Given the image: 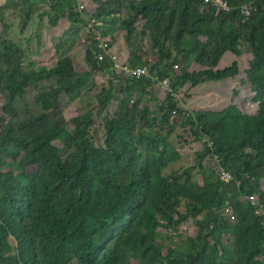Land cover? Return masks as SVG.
<instances>
[{
	"label": "trees",
	"instance_id": "obj_1",
	"mask_svg": "<svg viewBox=\"0 0 264 264\" xmlns=\"http://www.w3.org/2000/svg\"><path fill=\"white\" fill-rule=\"evenodd\" d=\"M41 1L52 27L68 18V35L74 41L82 36L86 72L74 71L75 57L67 42L56 44L57 63L26 70L20 43L5 36L0 41V95L5 98L0 106V264H28L20 254L30 256L29 264H69L74 259L79 264L100 260L135 264L132 253L141 254L143 264H264V0H225L230 10L204 0H93L95 11H81L76 0ZM245 6L258 10L243 15ZM123 8L129 14L120 19ZM26 13L31 15L29 9ZM92 18L102 22L110 38L116 30L122 32L129 56L120 58L132 67H147L136 55L141 46L138 38L149 36L152 53L159 59L150 65L148 77H118L122 85L115 88L110 64L95 58L97 47L87 30ZM141 21L146 22L145 30L139 34L136 24ZM202 37L216 38L217 46L195 41ZM244 44L254 57L252 78L259 112L249 114L231 105L221 112L190 115L198 139L209 141L207 154L219 157L236 180H222L217 191L210 183L185 190L187 183L181 182L187 173L164 174L182 154L161 132L170 127L175 134L185 116L171 95L165 106L153 112V101H159L153 78H170L173 87L180 89L236 77L238 63L220 72L215 69L226 52L240 56ZM169 48H174L178 62H197L204 70L186 72L173 83L174 52ZM156 57L151 60L157 61ZM99 73L110 78L107 85L96 82ZM54 80L57 86L40 88V83ZM97 85H103L93 104L104 116L100 145L91 139L92 120H85L89 117L73 119L76 129L71 131L60 110L62 97L74 102L96 92ZM30 87L36 89L39 110L23 115L18 104L25 101ZM114 91L119 96L111 108ZM161 113L164 121L159 123ZM140 121L154 128L160 125L162 130L147 132ZM238 179L241 184L234 187ZM251 196L259 197L255 206ZM228 203L238 220L234 257H223L222 248V254H217L216 233L205 228L192 253H164L157 240L160 230L178 231L185 220L207 210L219 229L232 228L224 214Z\"/></svg>",
	"mask_w": 264,
	"mask_h": 264
},
{
	"label": "rangeland",
	"instance_id": "obj_2",
	"mask_svg": "<svg viewBox=\"0 0 264 264\" xmlns=\"http://www.w3.org/2000/svg\"><path fill=\"white\" fill-rule=\"evenodd\" d=\"M82 1L85 5H88L90 1L93 0H76ZM14 2V0H13ZM127 2V1H126ZM129 4V3H127ZM24 3V0H15L14 9H12V12L8 14L6 17H10L13 21L18 23V26L15 31V41L19 42L22 45L21 40H23L24 43H28L30 41V29L24 31V29L27 26L28 20L30 19L29 13H26L27 9H29L30 6H28V3ZM5 7L4 9H6ZM3 8H0V41L8 34L4 30L7 26L5 24V14L6 10ZM85 10V9H84ZM81 10V11H84ZM47 12V6L44 9L43 16ZM129 12L126 8H123V10L120 12V19L125 18L128 16ZM47 19V18H45ZM48 20V19H47ZM145 21H141L136 24V28L140 31L139 34H141L142 31L145 30ZM119 25H116V29H118ZM54 27L50 26L48 27V31H51ZM19 31L21 34H19ZM38 31V29H36ZM215 30H210V32H213ZM56 35L60 34V31L56 30ZM117 38V43L119 44L124 40L122 32L119 30H116L114 35L112 36L115 41ZM5 39V38H4ZM216 38L211 37H202L198 38L195 41H197L200 45L210 44L211 47H215L218 44V41L215 40ZM139 41H141L140 51L137 52V57L141 58V61L146 64L148 70H150V65H154L158 62V57L155 56V53H152V47H151V40L148 35H145L141 37V40L138 38ZM60 41V40H59ZM79 43L81 44V36L79 37ZM60 43V42H59ZM50 46V45H49ZM29 46H26V49ZM82 48H80L78 51H75L74 53L70 54L73 57L74 63L72 64L73 69L75 72L78 73H85L86 67L84 63L82 62ZM120 52H117L119 56L124 59L129 56L127 52H122L120 49L118 50ZM169 52L173 53L174 56L171 58L170 63H174V66L171 69V74L173 77V83L175 82V78L182 76L186 72H194L198 70H204L205 67L195 63H188L187 61H177L175 57V50L174 48H169ZM128 54V55H127ZM60 57L64 55V53L59 54ZM69 55V54H66ZM38 52H34L32 50H27L24 52V54H21V59L23 66L26 70H32L36 69L37 66L48 63L49 65H53L54 62H58V54L55 53L52 49L49 52L48 50H45L43 57H41ZM135 56V57H136ZM138 57V58H139ZM157 61L151 60V58H154ZM169 60V59H168ZM254 60L252 49L247 45L244 44V48L242 50V54L240 56H237L231 52H226L224 56L221 59V62L219 66L215 69L216 71L220 72L223 71L229 67H232L235 63L239 64V74L236 77L229 78L227 80L223 81H213L209 82L203 85H199L198 87H193L192 84H189L187 86H184L180 89H175L176 93H178V97H176V100L179 102L180 109L183 110L182 116H185L181 119L182 126H177L175 129L177 132L175 134L173 133L172 129L169 127L166 128V131H161L165 135H169L170 139L174 141V144L179 148L182 158L178 160L177 162L173 163L170 167L165 169V176L171 177L175 174L177 175H184L187 173L188 175L185 176V180L181 182V185L184 183H187L185 190L193 189V188H199L201 186H204L205 183H210L214 190L217 191L219 188L222 187V176L219 172V166L218 161L213 155L207 154V148L209 143L207 138H199L196 135L195 131L198 130L197 128H193L190 124L191 117L190 115H194L197 112L200 111H214V112H221L225 110L227 107L231 105H236L240 108H242L246 113L249 114H257L259 112V106L260 104H257L255 100L256 92L257 90L254 89L253 84V72L252 70V62ZM97 77H95L96 82L98 83H104V85L108 84V79L104 78L102 73H99ZM114 79L116 77L114 76ZM115 88L121 87L122 82L117 81L115 84ZM54 86H57V80H54L53 82H47V83H40V88L42 89H49ZM103 85H97L96 92L92 93H85L81 98H78L74 102L69 101L68 98L62 97L61 104H60V110L63 114L64 118L68 121L69 126L68 128L71 131H74L76 129L74 123L72 122L73 119L80 116L84 119V117L89 119L85 120H92V123L90 124L91 129V139L97 144L100 145L102 142V138L104 135L103 132V115H100L98 109L94 110V102H95V95L99 93V91L102 89ZM27 94L25 96V101L20 102L18 105L20 106V109H22V114H26L28 111H34L38 112L39 108L35 103V94L36 89L34 87H30L27 89ZM155 98L158 97L159 101L154 100V106L152 107L153 112L157 113L158 107L165 106L164 101L170 96V94L166 91H164L160 86L155 85ZM114 102L111 106V108H115L117 104V97L119 96L118 91H114ZM171 97V96H170ZM144 99H147L148 102L150 100V97H146ZM4 96L0 95V106L5 101ZM18 101V99H17ZM144 102V103H145ZM18 103V102H17ZM31 109V110H28ZM91 110V111H90ZM95 111V112H94ZM91 112H93V117L91 115ZM163 113L158 116L157 121L159 123L163 122L162 119ZM177 114H173V117L177 118ZM154 118V117H152ZM172 120V119H171ZM185 122V123H183ZM176 123L178 124L177 120ZM179 125V124H178ZM140 126L145 128V131H152V130H162L160 125L159 128H154L151 123H147L145 121H140ZM172 133L170 134V132ZM207 141V142H206ZM201 161V166H199V162ZM225 169V168H224ZM226 171V169H225ZM229 179H235V176H233L230 173ZM188 181V182H187ZM241 184V180L238 179L237 184L233 185L234 187H238ZM259 198V197H258ZM230 204V203H228ZM185 205V204H184ZM227 207L233 206L230 204ZM226 207V208H227ZM234 209V208H233ZM214 215L211 211L207 210L204 214H202L199 217H193L191 219L185 220V223L179 228L178 231L171 232V229L169 230H160L159 238H157L158 241H160V244L163 247V251L166 255H174L175 252H182L186 254H190L194 251V249L199 244V237L201 230L203 228L206 229V231L214 230L216 233V253L222 254L220 249H225V253L223 254V257L226 259H231L234 257L235 251H236V226L238 220H232L230 222V225L232 228L221 230L217 226L215 222H211V218H213ZM217 233H219L217 235ZM219 239H221L219 241ZM10 242L13 247L18 248L19 245L15 242L13 238H10ZM170 253V254H169ZM23 257V263L28 262V264L31 262V258L27 254H20V259ZM130 258L134 261L135 264H143V256L141 254H134L132 253ZM69 264H79L76 259L72 260ZM99 264H103L102 260L99 261Z\"/></svg>",
	"mask_w": 264,
	"mask_h": 264
},
{
	"label": "crops",
	"instance_id": "obj_3",
	"mask_svg": "<svg viewBox=\"0 0 264 264\" xmlns=\"http://www.w3.org/2000/svg\"><path fill=\"white\" fill-rule=\"evenodd\" d=\"M26 2L28 3V6H30L29 10L31 11V15H30V19L28 20L27 26L24 29V31L27 30L28 28L30 29V34H29L30 41L28 43H24L23 40H21L22 45L20 44V46L24 51H27L28 49L26 50L25 47L29 46L28 48L30 50L34 52H38L40 55H42L41 57H43L45 50H48L50 52L52 49L56 53V49H57L56 44L59 40H61V43L67 42L68 48L71 49L70 54L74 53L75 51H78L80 48L83 49L84 46L82 44V40H81V44L78 41L79 37L76 39V41H74V37L68 35L67 31L70 26V21L68 20V18L61 19L58 23V26L51 29V31H48V27H50L51 25L49 23V20H47L48 19L47 13H45L44 16L42 15L46 5L41 0H24L25 6H27ZM14 4H15V0L14 2L13 0H0V8L4 9L5 7H7L6 9H4L6 10L5 24L9 27L8 34H6V36H7V39L13 42L15 41L14 37H16L15 31L18 26V23L13 21L10 17H6V16H8L10 12H12V9H14L13 8ZM78 5H85V4L82 1H78ZM85 6L90 11H95L97 9V5L93 1H90L88 5H85ZM36 29H38V31H36ZM56 30L60 31V34L56 35L55 34ZM19 34H21L20 31H19ZM70 38H71V41H69ZM111 39L113 42L114 51L120 52L118 51L120 49L122 52H126V46H125L124 40L118 44L117 38H116V41L113 37H111ZM103 76L104 78H107L108 80L110 79L106 75H103ZM117 81L118 80L115 79L114 84ZM98 84H104V83H98Z\"/></svg>",
	"mask_w": 264,
	"mask_h": 264
},
{
	"label": "built area",
	"instance_id": "obj_4",
	"mask_svg": "<svg viewBox=\"0 0 264 264\" xmlns=\"http://www.w3.org/2000/svg\"><path fill=\"white\" fill-rule=\"evenodd\" d=\"M206 3H215V6L224 7L226 10H230L229 4L225 0H204ZM86 9L85 5H80V10ZM258 9L253 7L245 6L242 8L243 15H251L252 12L257 11ZM88 32L92 35L93 41L97 47V51L95 52V58L99 63L110 64V71L113 72L114 76L117 78L116 80L122 79H141L143 77H148L149 72L147 67H132L131 65L124 63L121 61L119 54L113 50V42L112 39L104 33V28L102 22L99 20L92 18L88 21L87 25ZM119 77V78H118ZM153 78V77H152ZM160 88L164 91L168 92L173 98L176 99L178 97V93H176L175 88L173 87L172 80L170 78H162L161 76H156L153 78ZM216 160L219 164V172L222 176V180L224 181H232L234 179H229L230 172L225 171L222 160L219 157H216ZM249 200L254 204V206L258 202L257 196L249 197ZM261 213V212H259ZM224 214L228 216L229 220H237L236 214L232 207H227L224 209ZM225 216V215H224Z\"/></svg>",
	"mask_w": 264,
	"mask_h": 264
}]
</instances>
